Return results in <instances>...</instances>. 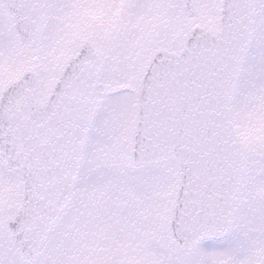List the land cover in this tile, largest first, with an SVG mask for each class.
<instances>
[{
    "label": "snow or ice",
    "instance_id": "obj_1",
    "mask_svg": "<svg viewBox=\"0 0 264 264\" xmlns=\"http://www.w3.org/2000/svg\"><path fill=\"white\" fill-rule=\"evenodd\" d=\"M0 264H264V0H0Z\"/></svg>",
    "mask_w": 264,
    "mask_h": 264
}]
</instances>
